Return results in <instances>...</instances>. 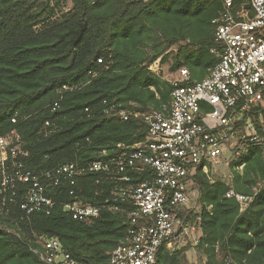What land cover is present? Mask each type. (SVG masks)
I'll list each match as a JSON object with an SVG mask.
<instances>
[{"label": "trees", "instance_id": "obj_1", "mask_svg": "<svg viewBox=\"0 0 264 264\" xmlns=\"http://www.w3.org/2000/svg\"><path fill=\"white\" fill-rule=\"evenodd\" d=\"M221 10V0H0V135L15 130L21 136L32 170L72 160L78 146L141 142L147 131L144 122H120L103 109L115 105L149 113L167 104L172 86L149 67L170 55L171 72L184 68L192 79L196 73L198 80L204 78L218 62L210 52L216 48L211 22ZM183 62L192 64L193 71ZM65 83L85 85L66 94L53 110ZM46 121L59 129L43 138L38 130ZM244 161V172L235 174L233 187L250 195L264 178V161L258 150ZM89 180L83 181V191L76 190L79 196L92 194L95 188ZM194 183L201 210L188 221L199 223L197 248L205 264H264V182L243 212L234 199L225 197L226 184L210 182L200 172ZM100 189L98 203L110 199V186ZM22 194L0 191V264H43L34 253L38 236L57 238L79 264H106L124 236V216L107 210L92 227L64 214L59 204L49 215L26 218L20 209ZM181 252L160 247L156 264H183Z\"/></svg>", "mask_w": 264, "mask_h": 264}, {"label": "built area", "instance_id": "obj_2", "mask_svg": "<svg viewBox=\"0 0 264 264\" xmlns=\"http://www.w3.org/2000/svg\"><path fill=\"white\" fill-rule=\"evenodd\" d=\"M221 5L211 22L216 48L210 52L218 62L204 78L195 80L188 70H177L168 103L149 113L115 105L103 109L104 115L120 122H144L147 131L141 142L78 146L72 160L32 170L24 158L21 136L15 130L0 135V191L23 192L24 217L49 215L59 204L64 214L92 227L102 210L122 214L125 233L106 264H156L160 247L172 253L199 245V223L188 221L201 210L196 173L207 176L226 151L235 171L244 170V159L253 150L264 161V0H242L239 6L234 0H221ZM152 66L157 68L156 62ZM84 85L62 84L53 110L66 94ZM11 123H16L15 116ZM58 129L55 122L46 121L38 135L46 138ZM87 177L95 189L89 197L79 196L76 190H84ZM103 184L110 186V199L98 203ZM256 195V190L244 195L232 188L225 193L239 204L240 212ZM60 196L70 200L57 203ZM35 239L39 248L34 253L43 264H79L57 238Z\"/></svg>", "mask_w": 264, "mask_h": 264}, {"label": "rangeland", "instance_id": "obj_3", "mask_svg": "<svg viewBox=\"0 0 264 264\" xmlns=\"http://www.w3.org/2000/svg\"><path fill=\"white\" fill-rule=\"evenodd\" d=\"M65 9L70 8V2H66L64 4ZM173 53L175 54V48H173ZM173 56H169L164 63H160V59H158L156 62L157 68L152 66L153 71L155 75L159 76L163 81L171 84L173 80L177 76V70L174 72L170 71V66L172 62L174 61ZM184 67H187L190 71H193L194 67L192 64L188 62H183ZM193 68V69H192ZM195 80H198L200 78V75H194ZM158 98V97H157ZM230 160H231V154L226 151L222 156L218 157L217 162L213 165V167L210 168L207 178L210 182H222L226 184L229 188L233 187L234 177L235 174H239L240 176L243 174L244 170L241 171H235L230 167ZM262 186V179H259L252 187V193L256 190L257 194ZM235 191V190H234ZM181 252V250H179ZM173 253V252H172ZM179 258H183V264H205L206 258L203 256L202 252L197 248L193 247L190 249H187L184 252H181L179 254ZM181 260V262H182Z\"/></svg>", "mask_w": 264, "mask_h": 264}, {"label": "water", "instance_id": "obj_4", "mask_svg": "<svg viewBox=\"0 0 264 264\" xmlns=\"http://www.w3.org/2000/svg\"><path fill=\"white\" fill-rule=\"evenodd\" d=\"M246 9H249V6L248 5H246Z\"/></svg>", "mask_w": 264, "mask_h": 264}]
</instances>
